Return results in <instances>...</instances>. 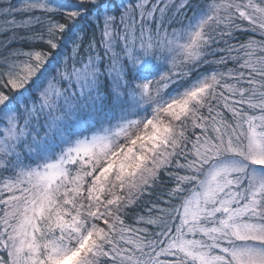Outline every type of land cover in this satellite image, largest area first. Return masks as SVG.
I'll use <instances>...</instances> for the list:
<instances>
[{
  "label": "snow or ice",
  "instance_id": "6c2138e0",
  "mask_svg": "<svg viewBox=\"0 0 264 264\" xmlns=\"http://www.w3.org/2000/svg\"><path fill=\"white\" fill-rule=\"evenodd\" d=\"M0 264H264V0H0Z\"/></svg>",
  "mask_w": 264,
  "mask_h": 264
}]
</instances>
